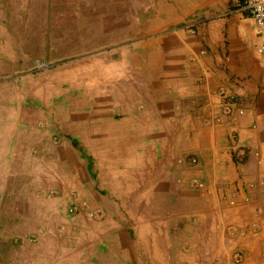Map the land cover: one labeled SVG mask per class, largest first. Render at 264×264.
Here are the masks:
<instances>
[{
	"label": "crops",
	"instance_id": "0c3cea01",
	"mask_svg": "<svg viewBox=\"0 0 264 264\" xmlns=\"http://www.w3.org/2000/svg\"><path fill=\"white\" fill-rule=\"evenodd\" d=\"M21 1L0 0L1 264H54L57 240L68 256L56 224L73 229L60 211L77 204L95 212L75 216L83 236L93 224L77 253L93 264H264L254 20L231 0H114L96 19L108 17L96 47L112 54L96 57L92 93L74 92L68 71L33 52L68 43V30L34 22ZM222 91L243 115H222ZM234 137L249 151L242 163Z\"/></svg>",
	"mask_w": 264,
	"mask_h": 264
},
{
	"label": "rangeland",
	"instance_id": "374dc122",
	"mask_svg": "<svg viewBox=\"0 0 264 264\" xmlns=\"http://www.w3.org/2000/svg\"><path fill=\"white\" fill-rule=\"evenodd\" d=\"M20 3V2H19ZM114 0H23L21 1V6L23 13L27 10L31 14H35L34 17H31V20L37 19L38 23L41 24L42 20L45 21V25L49 27H63L64 35L66 30H68L69 40L68 43L63 42L61 40L56 41L55 47L53 49L46 50H33V52H37V56L39 59L45 60L44 64L40 67L51 68L54 74L56 72H62L63 69L69 72L70 80L64 83L65 87H69L71 91L76 92L77 90H81V92H89L93 91V80L90 76L94 71V65L96 62V57L102 55V53L106 50L103 48L96 47V43L103 42V37H105V33L108 31H104V28L107 27L104 24V20L108 19V17H102V21L100 20V11L101 10H109L112 5L115 4ZM62 12H64V16H62ZM68 12L69 18L66 19L65 14ZM103 14V13H102ZM98 19V20H96ZM40 21V22H39ZM85 42V43H83ZM64 47L62 48V45ZM66 44V47H65ZM85 45V46H84ZM91 45V46H90ZM32 51V50H31ZM108 54L105 56L109 57L112 53L107 51ZM105 57L104 55H102ZM42 63V62H41ZM89 72V74H88ZM69 84V85H68ZM76 90V91H75ZM13 179V178H12ZM18 180V179H17ZM17 184V183H16ZM15 186V190H16ZM12 190V187H10ZM56 195V194H55ZM60 200V199H59ZM79 205V211L70 213V209L61 212L63 219L69 218V222L72 224L73 229H68L67 224L57 223L55 220V224L59 226L60 230L64 234V241H62V245L69 244L67 247L69 249V255H64L63 253H58L60 251V245L58 243H54L53 246V263L54 264H93L91 259L92 255L88 257V253L86 255H80L85 249L88 250V247L92 245L93 241V224L88 225L90 227V232L84 234L83 236V228L82 234H80V228L77 225L76 215L78 213H83L84 211L88 213L90 220L94 219L95 212L89 204H86L84 207ZM74 205V206H77ZM59 207V204L57 205ZM73 206V207H74ZM67 217V218H66ZM59 230V231H60ZM83 237V238H82ZM80 243L84 240L86 242L85 248L77 247V242L79 239ZM36 243V242H35ZM4 242H0V247H3ZM28 243H26V246ZM42 244L38 245L41 246ZM82 246V245H81ZM92 253V251H91ZM5 258L0 257V264L3 262ZM9 264H14L13 260H10ZM36 261H25L26 264H36ZM22 262L21 264H25Z\"/></svg>",
	"mask_w": 264,
	"mask_h": 264
},
{
	"label": "built area",
	"instance_id": "2783aa9c",
	"mask_svg": "<svg viewBox=\"0 0 264 264\" xmlns=\"http://www.w3.org/2000/svg\"><path fill=\"white\" fill-rule=\"evenodd\" d=\"M231 7L234 11L243 13L244 15L250 17L254 20L256 29L259 32L260 40L263 44L264 49V0H231ZM192 34L196 32L191 29ZM202 54L205 52L202 51ZM222 104H221V112L223 116L232 117L236 114L243 115L244 110L239 106L238 100L236 96H226L225 92L221 93ZM220 119H218L219 121ZM234 144L232 145L233 154L236 157L237 162L242 163L244 159L248 156L249 151L247 148H244L239 145V140L237 137H234ZM193 164L197 162L196 159L191 161ZM86 204H81V207H84ZM79 205L74 206L71 211H79ZM236 263H240L242 261L241 253L235 254Z\"/></svg>",
	"mask_w": 264,
	"mask_h": 264
}]
</instances>
